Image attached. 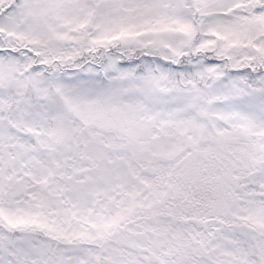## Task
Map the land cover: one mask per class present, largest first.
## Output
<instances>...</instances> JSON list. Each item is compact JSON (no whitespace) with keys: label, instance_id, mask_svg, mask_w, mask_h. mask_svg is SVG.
I'll use <instances>...</instances> for the list:
<instances>
[{"label":"snow or ice","instance_id":"obj_1","mask_svg":"<svg viewBox=\"0 0 264 264\" xmlns=\"http://www.w3.org/2000/svg\"><path fill=\"white\" fill-rule=\"evenodd\" d=\"M0 264H264V0H0Z\"/></svg>","mask_w":264,"mask_h":264}]
</instances>
